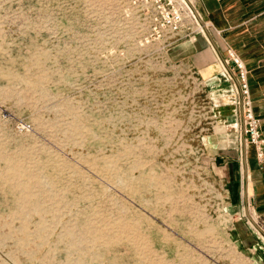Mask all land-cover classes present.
I'll use <instances>...</instances> for the list:
<instances>
[{"label":"rangeland","instance_id":"374dc122","mask_svg":"<svg viewBox=\"0 0 264 264\" xmlns=\"http://www.w3.org/2000/svg\"><path fill=\"white\" fill-rule=\"evenodd\" d=\"M199 4L206 66L127 58L117 0H0V264H264L245 167L236 205L212 173L241 122L216 52L261 50L264 0Z\"/></svg>","mask_w":264,"mask_h":264},{"label":"built area","instance_id":"2783aa9c","mask_svg":"<svg viewBox=\"0 0 264 264\" xmlns=\"http://www.w3.org/2000/svg\"><path fill=\"white\" fill-rule=\"evenodd\" d=\"M196 2L197 0H117V21L113 28L118 31V36L112 39L125 46H132V55L127 58L154 62L167 59L172 50L184 44L195 43L200 35L211 45L207 37L209 35L211 39L208 27H205V21H199L202 17L196 8ZM216 53L223 68L224 83L232 89L231 106L235 109L233 114L241 120L237 126L243 147L242 169L245 167L246 172L247 162L244 161H247L246 148L249 146L255 148L258 164L264 168V132L261 120L254 112L249 71L233 48H227L224 56L221 52ZM245 175L248 182V176L246 173ZM244 187L243 183V195L247 205H250L247 184ZM249 209V206L245 208V216L248 214L247 217L252 222Z\"/></svg>","mask_w":264,"mask_h":264},{"label":"crops","instance_id":"0c3cea01","mask_svg":"<svg viewBox=\"0 0 264 264\" xmlns=\"http://www.w3.org/2000/svg\"><path fill=\"white\" fill-rule=\"evenodd\" d=\"M230 3H232V0H200L199 9H201L209 17L211 14H215V17L221 20L226 19L228 22L227 16ZM200 43L201 47H199ZM208 51L207 43L202 38L198 37L195 43L184 44L179 48L172 50L169 56L173 59V61L184 60L186 63L193 61L194 64H198L199 66H206L208 62H210L208 58ZM172 52H175L174 57L171 56ZM241 55L240 57L249 71L254 112L260 118L262 130L264 132V43L260 51L257 50L252 54ZM226 112L229 117L227 118L228 120H237L232 115L231 108ZM233 129H237V126L234 125V128L231 130ZM237 132L240 134V130H234V132L232 131L230 133L232 138L231 150L229 152H223L221 150L212 165V173H214L215 179L219 181L220 184L228 186V190L232 196V205H236L238 203V191L241 188L240 151H242L241 149H243V147H241L240 144L234 140L235 138H239L235 136ZM246 153V174L248 176L247 191L249 203L252 206L254 205L259 213L264 215V168H261L258 164L254 147H247Z\"/></svg>","mask_w":264,"mask_h":264},{"label":"bare ground","instance_id":"6f19581e","mask_svg":"<svg viewBox=\"0 0 264 264\" xmlns=\"http://www.w3.org/2000/svg\"><path fill=\"white\" fill-rule=\"evenodd\" d=\"M201 20L203 21L202 18H199V21H201ZM203 22H204V21H203ZM205 27H208V25H207L206 23H205ZM205 27H204V28H205ZM252 221H253V219H252Z\"/></svg>","mask_w":264,"mask_h":264},{"label":"water","instance_id":"95a60500","mask_svg":"<svg viewBox=\"0 0 264 264\" xmlns=\"http://www.w3.org/2000/svg\"><path fill=\"white\" fill-rule=\"evenodd\" d=\"M212 39V38H211Z\"/></svg>","mask_w":264,"mask_h":264}]
</instances>
